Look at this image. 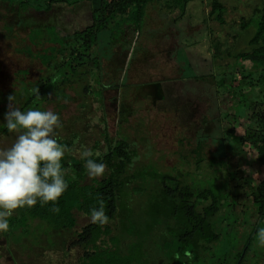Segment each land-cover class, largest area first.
Segmentation results:
<instances>
[{"label": "trees", "instance_id": "obj_1", "mask_svg": "<svg viewBox=\"0 0 264 264\" xmlns=\"http://www.w3.org/2000/svg\"><path fill=\"white\" fill-rule=\"evenodd\" d=\"M81 1L94 2L91 22L81 29L69 32L57 21L33 24L28 39L41 52L26 50L36 54L46 73L33 82L23 81L7 95L0 93V104L14 96V107L44 110L42 102L51 92L57 99H74L65 92L68 87L81 99L78 106L86 107L95 96L103 100V92L108 88L99 86L95 93V84L91 83L94 69L99 66L95 51L99 37L123 26L136 32L144 21L147 4L161 0H6V3L14 10L51 13L56 7H74ZM179 1L184 3L183 15L190 0ZM175 8L171 6L170 14H175ZM224 12L220 0H211L210 18L222 24ZM260 12V16H252L242 24L244 29L251 24L255 28L248 46L233 53L225 52L230 54L233 65L227 70L224 67L218 77V86L225 88L223 92L220 90L222 121L237 123L222 130L226 159L216 156L203 139L192 144L178 138L179 163L170 170H161L155 163L140 160L136 141L126 131L120 130L113 136L105 126L101 133L104 145L96 140L91 148L102 153L107 165L105 174L87 181L84 162L71 153L80 132L58 136L67 149L62 164L69 182L58 202L60 212L51 211V202L16 209L9 218V231L0 233V247L16 230L27 236L31 222L37 220L39 228L45 226L46 234L73 231L71 244L82 253L79 264H247L248 261L259 264L264 258V248L258 247L256 240V230L264 227V6ZM12 29L13 24L5 26V30ZM213 42H217L215 55H222V41L215 38ZM248 64L253 69L247 68ZM136 83L139 88L141 82ZM243 83L252 96L246 94ZM34 88L39 94L31 93ZM154 88L147 85L134 93L152 98ZM110 89L117 91L116 87ZM242 121L248 123L247 128ZM2 123L0 134L10 133ZM142 140L147 141L144 137ZM242 155L247 169L253 166V161L260 170L241 173L239 160L231 162V157ZM204 164L212 170L205 169ZM99 199L105 202L110 222L99 226L89 221L76 229V214L89 217V210L98 206ZM251 209L256 220L245 234L244 218Z\"/></svg>", "mask_w": 264, "mask_h": 264}, {"label": "rangeland", "instance_id": "obj_2", "mask_svg": "<svg viewBox=\"0 0 264 264\" xmlns=\"http://www.w3.org/2000/svg\"><path fill=\"white\" fill-rule=\"evenodd\" d=\"M220 1L225 6V22L222 24L208 16L211 0L204 2L190 0L183 15H181L183 1H159L160 6L163 7L162 12L159 11L160 8L157 9L158 3L148 4L146 11L150 18L147 19L148 23L142 24V28L145 29L149 25L150 29L157 32L158 27L161 29H166V26L171 27L169 30L179 32V34L173 33L176 38V35H179L178 43L172 48V41L166 43V37H161V34L155 35L154 32L147 34L144 31L132 50L131 62L124 72V79L125 81L129 79V73L136 65L138 68L158 67L157 61L162 55L152 56L149 53L143 55L145 53L143 45H145L155 53L157 50L170 53L177 51L179 62L185 66L178 74L182 73L186 77L185 83L181 86L179 81L176 85L174 83L177 82H173L175 79L167 82L164 79L167 76L171 78L170 75L173 73L164 72L167 75L164 77L163 74L159 78L163 81L162 86L157 90L155 88L157 94L154 92L152 98H141L140 95H136L137 91L140 92L138 90L140 87H136V93L129 97L128 94L124 95L122 90L121 93L112 91L110 85L103 92V100L98 96L92 97L86 107L78 106L81 99L70 87L66 88L65 92L74 99H57L51 92L42 105L44 110L59 114L62 127L57 129L56 137H69L71 132L78 130L80 135L75 140L71 153L79 157V150L85 146L91 149L96 140L104 145L101 133L105 126L113 136L118 135L120 130L126 131L131 140L136 141L140 160L143 163H155L161 170H170L179 163L178 138L186 139L192 144L198 139H203L209 143V148L216 156L226 159L227 145L222 130L232 124L237 126V123L233 120L222 121L220 106L223 97L220 96V90L223 92L225 88L218 86L220 85L218 77L222 75L224 67L226 69L233 65L230 54L227 55L225 52L233 53L248 46L247 41L255 28L251 24L244 29L242 24L248 22L252 16H260L264 0ZM5 3H0V93L2 95L17 90L23 81L33 82L46 73L36 54L31 55L28 53L29 50H26L29 48L33 53L41 52V49L30 43L28 39V31L33 24L57 21L66 31L72 32L91 22V10L94 4V2L81 1L74 7H56L50 13L34 9L14 10ZM171 6L176 7L175 14H170ZM172 20L175 21L174 24L177 22L176 28L172 27ZM7 24H13L11 31L5 30ZM215 38L222 41L224 46V52L220 56L215 55L214 47H217V42H213ZM97 46L101 47L99 49L102 60L101 80L107 84L116 70L111 66L108 67L111 56H103L102 51H105L103 43L100 42ZM142 60L145 66H142ZM163 64L161 63L160 66ZM246 67L253 69L252 64ZM136 77L134 82L142 81L145 73L141 75L137 73ZM96 88L98 86H94L95 93ZM243 88H246L245 84ZM244 91L248 96H252L251 90L246 88ZM9 105L14 107L12 101L0 104V122H4V114L9 110ZM229 113H233L231 108ZM242 126L247 128L248 123L242 121ZM16 135V133L0 134V149L9 147ZM143 137L146 138V142L142 140ZM188 146L187 144L186 147L189 148ZM235 158L240 162L241 173L249 171L252 174L260 170L253 161L251 162L253 166H248L247 169L244 155L231 157V162H235ZM204 166L205 169L212 170L207 164ZM76 217V229H80L90 221L87 216L79 213ZM244 220L246 221L244 232L247 234L256 220L255 211L251 209ZM38 223L37 220L31 222L29 228L31 234L24 236L20 234L19 229L6 243H3L0 247V264H79L82 253L79 248L71 244L73 231L46 234L43 231L45 226L39 228ZM251 257L250 255L249 259ZM247 264H250V261ZM259 264H264V258Z\"/></svg>", "mask_w": 264, "mask_h": 264}, {"label": "clouds", "instance_id": "obj_3", "mask_svg": "<svg viewBox=\"0 0 264 264\" xmlns=\"http://www.w3.org/2000/svg\"><path fill=\"white\" fill-rule=\"evenodd\" d=\"M31 93L39 94L37 88ZM14 99V96L8 97L13 103ZM2 126L17 135L9 147L0 149V233L9 231V218L18 208L51 202V211L58 214L59 199L69 184L62 164L67 149L56 138L57 129L62 127L58 113L38 107L22 110L9 105ZM78 154L89 179L104 176L107 165L101 152L85 146ZM97 204L89 210L88 218L91 223L104 226L110 217L106 214L105 202L99 199ZM256 240L257 246L264 248V227L256 230Z\"/></svg>", "mask_w": 264, "mask_h": 264}, {"label": "crops", "instance_id": "obj_4", "mask_svg": "<svg viewBox=\"0 0 264 264\" xmlns=\"http://www.w3.org/2000/svg\"><path fill=\"white\" fill-rule=\"evenodd\" d=\"M86 2V1H85ZM89 2V1H87ZM93 2V1H91ZM90 2V3H91ZM158 3L157 9L160 10L159 11H163V7L160 6L158 1H151L148 4H153V3ZM147 4V6H148ZM146 6V7H147ZM154 6V5H153ZM160 14V13H159ZM170 16V15H169ZM171 17V16H170ZM150 17L147 16V11L144 17V21L143 23H148L147 19H149ZM161 18V17H160ZM162 19V18H161ZM175 21L172 20V27L176 28L177 22L174 24ZM142 23V24H143ZM147 26V25H146ZM171 27L166 26V29L164 28H160L158 27L157 32L155 30L150 29V26L148 25L145 29L144 27L141 28L139 30H137L136 32H133V29L131 27H127V26H123V28L121 30H114L113 32H105L104 34H102L99 37V41L98 44L101 42L103 43V46L105 47V51H102L103 56L105 55H110L111 58L109 59V66L108 67H112L115 68L116 71H114L111 81L108 82L107 84H104L101 80V57L99 56V49L101 47L97 46L96 47V57H97V63L99 64L98 68L94 69V73L92 74V79H91V83L94 82L95 86H101L102 88H108L110 87V85L112 86L111 88L116 87V90L118 91V93L122 92L124 93V95L128 94L129 97H131L134 94V90L135 87L137 86L136 81L134 82V79L137 78L136 74L139 73V75L145 73V78L142 79V81H138L141 82V85H139L140 87H146L147 85L152 86L153 88L155 87L156 90L162 86V82L160 78L161 75L165 73H170V71L173 73L170 75L171 78H169L168 76L166 77L167 82L169 80H174L173 82H177L174 84H178V82L180 81V85L182 86L185 83L186 77L180 73L181 69H184V64L179 62V59L177 57V51L170 53L168 51H160L157 50L156 53L153 52L149 48V46H145L143 45L144 49H145V53H143V55H159L161 56V58L158 59L157 64L158 67L153 69L152 67L149 68H138L136 66L133 67V69L131 70L129 79H126L127 81H125V70H127V66H129V63L131 62V57H132V50L134 49V47H136L139 37L142 33H144V31H146L147 34H149L150 32H154L155 35H160L161 37L164 36L166 37L165 40L167 41L166 43H168V41H172L171 46L172 48H175L177 43H178V37L179 35H176L177 38L173 35L174 34H179L178 30L173 32L171 30H169ZM173 38V39H171ZM137 41V42H136ZM173 50V49H172ZM144 57H142L143 59ZM161 63H164L162 66H160ZM142 66H145L144 60H142ZM113 65V66H112ZM117 66V68H116ZM175 72V74H174ZM147 74V75H146ZM167 74H164V77ZM147 76V77H146ZM145 81H147L148 83H145ZM154 88V92L156 93ZM157 94V93H156Z\"/></svg>", "mask_w": 264, "mask_h": 264}]
</instances>
